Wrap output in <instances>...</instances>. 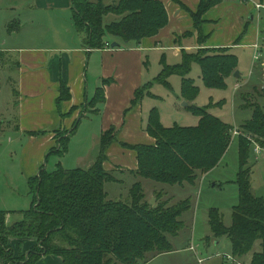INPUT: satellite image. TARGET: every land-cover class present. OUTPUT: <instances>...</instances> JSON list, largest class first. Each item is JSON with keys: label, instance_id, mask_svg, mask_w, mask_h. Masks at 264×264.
I'll return each instance as SVG.
<instances>
[{"label": "trees", "instance_id": "1", "mask_svg": "<svg viewBox=\"0 0 264 264\" xmlns=\"http://www.w3.org/2000/svg\"><path fill=\"white\" fill-rule=\"evenodd\" d=\"M224 1L199 0L197 12L191 14L198 49L195 52L182 50L180 62L174 65L162 60V70L155 78L156 83L170 88L168 78L179 76L182 79L181 95L187 101L196 100L199 94L195 79L190 77L194 65L199 66L201 79L208 89H226L227 80L237 72L238 57L231 48L203 47L209 37L203 31L204 17ZM71 3L75 31L84 36V44L89 50L104 49L106 44L111 48L114 43L118 47L132 43L139 45L144 39L156 36L169 21L165 5L159 0H71ZM246 32L247 25L235 47ZM175 44H180L178 38ZM110 83V80H104L96 89L90 108L105 103L104 88ZM147 88L150 86L144 92ZM143 95L142 90L136 92L133 104ZM70 99V90L62 80L57 99L59 110L61 104ZM244 99L243 107L253 108V114L238 128L241 131L237 135L239 203L232 208L231 227L224 225L222 215L216 209L209 213V226L215 238H229L234 257L243 258L252 253L250 264H264V199L252 191L251 167L248 165L254 144L264 151V111L256 103L248 104L249 97ZM209 108H194V114L200 119L197 126L175 125L171 128L161 122L156 108L151 109L146 130L155 143L122 144L135 150L136 170L123 172L117 168L110 172L104 168L107 150L117 141L115 127L101 134L98 156L89 169L66 170L59 163L56 171L49 172L44 165L29 180L33 201L29 210L17 212L22 220L8 226V213L0 211L2 263L36 264L43 256L53 255L61 258L63 264H147L158 256L174 252L171 239L185 228L183 217L192 210L191 200L173 203L170 199H162V193L157 191V204L152 206L146 199L141 180L168 186L195 185L200 177L220 164L237 130L209 114ZM97 112L96 108L90 114ZM83 118L81 116L74 123L52 153L60 158L67 153L68 143ZM114 172L137 180L126 201L108 199L106 184L120 182ZM30 238L36 240V250L29 252L27 260L14 261L10 240ZM256 244H259V250L253 252Z\"/></svg>", "mask_w": 264, "mask_h": 264}, {"label": "rangeland", "instance_id": "2", "mask_svg": "<svg viewBox=\"0 0 264 264\" xmlns=\"http://www.w3.org/2000/svg\"><path fill=\"white\" fill-rule=\"evenodd\" d=\"M250 2L264 4V1L260 0H249L248 3ZM70 17L72 18L71 11L53 6L42 9L37 6L36 0H0V202L3 201L8 207L19 205L22 208H19L18 212L30 209L33 196L30 194L29 185L25 184L20 168V147L25 142V137L19 139L14 129L18 124L16 91L19 82L17 74H14L18 64L14 54L9 51L17 47H77L81 44L78 43L80 38L72 27ZM251 17L253 20H250ZM250 18L245 19L248 23L246 40L232 49V53L238 57L239 76H231L227 80L226 89L206 88L199 66L194 65L190 77L195 79L199 94L196 100L187 101L181 95L182 79L179 76L168 78L170 88L155 82L162 70V53H154L149 56L148 70L145 71V81L151 83L147 92L152 94L146 96L143 101L145 109L156 108L161 122L168 128L175 125L194 127L200 121L194 114V108L206 109L210 106L209 114L220 118L238 133L241 132L238 128L250 120L253 114V108L243 107L246 104L245 97L247 100L249 97L248 104L256 103L264 111V10H254ZM58 38L60 40H57ZM61 40L62 46L59 47ZM180 60V57H174L170 52L166 64L174 65ZM91 100L88 104L71 109L67 115L62 114L63 119L74 113H78L79 118H86L70 140L69 154L61 158L55 155L49 157L46 163L49 172L56 171L59 163L66 170H87L95 163L100 142L99 119L92 117L90 113L99 105L90 108ZM69 131L64 126L54 131L56 147L60 146L58 142L64 139ZM81 153L88 155L85 158L87 160L77 159ZM248 165L251 167L252 191L254 195L264 199V151L258 157L252 148ZM239 169L238 136H233L232 144L220 164L210 173L200 177L195 185L168 186L141 180L146 199L150 202L154 199V205L157 204V191L162 193L164 200L170 199L171 202L177 203L190 199L192 205V210L183 217L185 228L176 238L171 239L174 252L158 256L147 264H199V259L203 264H235L224 261V256L235 258L241 264L251 263L252 253L243 258L234 257L229 238H215L209 226V213L212 209L222 215L226 227L232 226V208L239 203L236 184ZM114 174L120 182L106 184L108 199L126 201L132 185L137 180L121 172ZM12 218L13 223L20 219L16 215ZM190 247H193V250H190ZM32 250H36L35 246L27 251L20 249L13 252L12 258L14 261H22L24 258L27 260ZM258 250L259 244H256L253 252Z\"/></svg>", "mask_w": 264, "mask_h": 264}, {"label": "crops", "instance_id": "3", "mask_svg": "<svg viewBox=\"0 0 264 264\" xmlns=\"http://www.w3.org/2000/svg\"><path fill=\"white\" fill-rule=\"evenodd\" d=\"M36 1L37 6L42 9L53 6L71 11L73 18L71 0ZM159 1L165 5L168 12V24L156 36L144 39L139 45L132 43L127 46L120 45L118 48L105 46L104 49L89 50L84 44V36L76 33L80 38L78 43H81L77 47L75 45L60 49L57 47L46 49L37 46L10 49L9 52L14 54L18 64L14 73L17 74L19 82L18 91H16L18 124L14 129L19 139L25 137V142L20 147V168L25 184L39 173L51 155L60 158L56 153H52L57 143L54 131L62 126L71 130L74 123L80 119L78 113L68 115L65 119L61 117V113L67 115L72 108L86 104L87 100L95 96L96 89L104 80L111 81L104 88L105 103L98 106L97 113L91 114L92 117L99 119V136L111 127L117 130V141L113 142L107 150L104 168L110 172L117 168L123 172L137 169L135 150L125 148L122 144L136 146L155 143L146 130L151 109L146 110L143 104L146 96H152L149 92H144L145 88L151 84L145 81L149 56L162 53L161 62L162 60L166 62L170 52L174 57H180L182 50L195 52L198 49L197 33L191 14L197 12L199 0ZM248 1L225 0L205 15L203 31L209 37L204 43V48H235V42L242 34L244 26H248L245 19L250 18L251 13L257 10L255 5ZM55 2H57L56 6H54ZM72 18V27L75 31ZM250 20L253 18L251 17ZM176 38L180 43L178 45L175 44ZM243 40H246V34L238 46L243 43ZM61 43L62 40L59 47L62 46ZM62 80L70 90L71 99L63 102L59 110L57 99ZM141 90L144 95L133 104L136 92ZM84 118L82 120H85ZM79 125L78 128H80ZM69 144L70 141L68 150H70ZM68 154L69 151L66 155ZM87 157V154L81 153L77 159L82 160ZM19 208L22 207L19 205L8 207L3 201L0 202V211L8 213L6 216L8 226L13 223L12 216L16 215L20 218L15 222L22 220V216L17 214ZM36 245V240L32 238L10 240V247L14 253L20 249L27 251ZM192 248L190 247V250ZM227 257L224 256L225 260H223L241 264L239 260ZM200 260H198L199 264H203L204 262ZM0 264L3 263L0 261ZM36 264H63V262L59 257L48 255L43 256Z\"/></svg>", "mask_w": 264, "mask_h": 264}, {"label": "built area", "instance_id": "4", "mask_svg": "<svg viewBox=\"0 0 264 264\" xmlns=\"http://www.w3.org/2000/svg\"><path fill=\"white\" fill-rule=\"evenodd\" d=\"M254 5H255V8L257 9V10H264V4L263 3H254ZM256 47V46H255ZM106 48H110V45L109 44H106ZM256 59H257V56H256ZM238 135V132H234V136H237ZM254 151H255V153L257 154V156L259 157V155H261V153L263 152L262 150H261V148L259 147V146H257V145H255L254 144ZM192 250H193V248H192ZM227 257V256H226ZM228 259H230L229 257H227ZM200 262H202V260H200Z\"/></svg>", "mask_w": 264, "mask_h": 264}, {"label": "water", "instance_id": "5", "mask_svg": "<svg viewBox=\"0 0 264 264\" xmlns=\"http://www.w3.org/2000/svg\"><path fill=\"white\" fill-rule=\"evenodd\" d=\"M118 46H119V45L116 44V43H114V44L112 45L113 48H116V47H118ZM235 76L238 77V76H239V73L236 72V73H235ZM185 106H187V104H186ZM154 202H155V200L153 199V200L150 202V204L153 206V205H154Z\"/></svg>", "mask_w": 264, "mask_h": 264}]
</instances>
